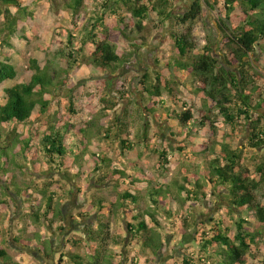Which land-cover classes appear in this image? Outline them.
<instances>
[{
  "label": "trees",
  "instance_id": "obj_1",
  "mask_svg": "<svg viewBox=\"0 0 264 264\" xmlns=\"http://www.w3.org/2000/svg\"><path fill=\"white\" fill-rule=\"evenodd\" d=\"M26 1L35 4L44 0H0V19L8 31L3 39L0 38V86L17 78V68L9 56L12 49L18 48L14 40L29 45L28 31L36 34V14ZM182 2L184 0H106L105 9L117 16L120 25L117 39L114 41L111 37L106 15L97 14L80 47L75 48L76 37L71 34L67 41L69 51L62 50L61 54L75 59L90 45L91 71L112 75L130 62L132 55L128 53L147 45L144 37L135 38L129 31L135 29L142 34L148 21L170 25L177 56L166 63V71L156 70L155 76L146 74L140 82L139 93L144 100V110L150 116L155 115L162 120L165 115L163 120L170 127V136L175 139L176 152L186 157L204 158L202 172L188 173L184 177V182L191 185V189L176 184V195L172 185L157 181L147 172L141 162L143 155H138L137 161L132 162L134 173L131 175L125 169H112L107 153L91 144V126L74 123L77 113L73 102L67 107L69 115L65 121H48L45 128L38 125L36 122L43 123L45 117L50 116L54 88H59L62 83H56L57 74L50 67H42L37 58L29 57L21 49L18 50L20 57L27 61L33 75L29 83L7 85L0 90V181L5 193H12L27 206L35 224L47 225L51 231L64 216L63 211L56 207L59 195L42 190L40 200L32 205V195H28V188L17 183L14 168L41 174L45 159L52 175L44 183L48 189L63 187L69 180L79 181L90 167L93 169L91 176L99 174L98 184L119 179L128 181L129 190L121 195V203H109L105 198L92 201L102 214L108 209L114 214L118 206L124 209L129 238L138 240L144 249L157 254L163 247L160 211L170 216V206L174 202L206 200L209 195L207 178L212 190L222 200L226 213L202 223L203 229L197 230L195 242L205 259L193 256L185 259L183 264H248L249 259L264 264V260H259L264 251V154L259 161L253 162L251 168L246 164L243 150L249 148L264 152V114L259 113L264 109V92L256 79L261 74L253 60L264 52V0H194L185 13L175 14L174 9ZM84 3L85 0H72L68 5L76 19ZM205 7L220 14L217 25L222 35L221 43L230 52L226 65L213 54L211 47H205V53L201 55L195 54L197 45L193 28ZM179 27H185L186 33L180 32ZM179 82L189 84L202 98L204 108L198 117L191 107L182 112L165 109L164 115L158 112L163 108L155 106H160L159 98L165 91L173 93V84ZM108 85L111 89L112 83L108 82ZM119 93L123 94L122 91ZM102 98L105 104L111 105L106 110L116 109L117 103H113L108 94ZM183 104L187 107L186 103ZM214 109L233 129L223 139L216 137L218 126L211 115ZM254 114L258 115L257 119ZM117 123L120 125H116V135L121 137L122 152L135 150L128 124L119 119ZM144 124L148 129L153 123L146 118ZM239 126L248 127L249 138L244 146L230 140ZM195 138L196 141L192 142ZM205 138L208 141L201 143ZM168 157L167 150L159 151V167L165 168L170 164ZM203 175L205 178H201ZM183 193L187 197L181 200ZM146 199L154 209H141V203ZM0 208L18 210L13 201L1 198ZM98 223L97 229L87 224L86 235L82 237L89 244L90 255L62 254L59 264L64 263L66 257L70 259L69 264H112L115 253L111 245L121 246L122 243L113 235L109 222L100 217ZM59 230L63 231V227ZM15 242L29 249L35 246L31 240L23 238ZM6 244L0 228V264H15L4 247ZM68 244L79 246L81 239H71ZM38 246L48 259H52L46 245ZM126 249L124 246L122 252ZM124 256L120 254V257ZM132 263L138 264L135 260Z\"/></svg>",
  "mask_w": 264,
  "mask_h": 264
},
{
  "label": "rangeland",
  "instance_id": "obj_2",
  "mask_svg": "<svg viewBox=\"0 0 264 264\" xmlns=\"http://www.w3.org/2000/svg\"><path fill=\"white\" fill-rule=\"evenodd\" d=\"M105 1L85 0L77 19L74 17L73 11L68 8L72 0H54V2L44 0L35 4L32 1H26L36 14V34L28 31L29 45L14 40L18 48L12 49L9 56L11 63L17 68V78L13 82L4 83L0 86V90L7 85L29 83L31 80L33 71L29 70L27 61L20 57L19 49L25 51L29 57L37 58L42 67H50L57 74L56 83L60 81L62 83L59 88L56 89V86L54 88L55 94L52 96L50 116L45 117L43 123L36 122L38 125L45 128L48 121L55 119L65 121L66 116L69 115L67 107L70 102H73V109L77 113L74 116L76 118L74 123H80L84 127L91 126V144L94 148L98 146L100 151L107 153L112 161V169H125L131 175L134 173L132 162L137 161L138 155H143L141 162L147 172L154 175L157 181L172 185L173 191L177 195L178 186L176 184L186 185L187 189H191L192 186L184 182L185 175L202 172L205 162L204 158L192 155L186 157L176 152L175 139L170 136V127L163 120L165 109L171 108L182 112L191 107L198 117L204 108L202 98L187 83L173 84L174 92L165 91L159 98L160 106L155 105L157 109L163 106L161 110L158 109V112L164 115L161 120L155 115L150 116L144 110V100L139 93L140 82L146 74L155 76L154 71L156 70L166 71V63L177 56L170 25H156L154 22L148 21L142 34L132 28L133 30L129 31L130 36L144 37L147 45L128 53V55H132L130 62L123 64L117 73L112 75L91 71L89 68L90 45L85 47L82 54L78 53L79 55L75 59H69L61 54L62 50L69 51L67 50V41L71 34L76 37L75 48L80 47L86 33L91 30L90 25L95 22L92 19L100 14L106 15L111 37L114 41L117 39L119 35L117 30L120 25L117 16L111 10L105 9ZM193 1L184 0L174 9V13H185ZM219 17L220 14L217 10L212 11L205 7L193 28V38L197 45L195 54L201 55L205 53V47H211L213 54L222 64L226 65V58L230 52L221 43L222 35L217 25ZM178 29L180 32L186 33L185 27ZM7 34L4 21L0 19V38L3 39ZM76 60L78 62H75ZM253 60L261 74L256 79L264 92V52L257 54ZM108 82L112 83L111 89H109ZM120 91L123 94L119 93ZM105 93L109 95V99L113 103H117L114 111L106 110L111 105L103 102L102 96ZM123 95H127V97L123 98ZM183 103H186L187 107ZM259 113L264 114V109ZM211 115L217 122V139H223L224 136L233 132L232 127L225 123L218 110H212ZM146 118L147 121L150 118L153 123L148 129L144 127ZM254 118L257 119L258 115L254 114ZM117 119L128 124L135 150L122 152L121 137L116 135L118 131L116 125H120L117 123ZM247 128L239 126L236 134L231 136L232 143H238L240 146L246 145L249 138ZM108 131L110 135H108ZM239 139H241L240 143ZM191 141L195 142L196 138ZM205 141H208L207 138L203 139L201 143ZM163 150L168 151L170 160V164L165 168L159 167V151ZM243 150L247 157L246 164L251 168L253 162L259 161L261 155L264 154L262 150L255 151L249 148ZM13 171L17 183L23 188L29 189L28 195H32L30 198L32 205L37 204L40 200L41 191L47 190L48 194L53 192L59 195L56 207L64 213L62 221L56 223L54 231H51L47 225L35 224L31 220V211L26 208L27 206H24L22 201L12 193H5V188L2 187L3 182L0 181V198L13 201L14 205L18 207V210L10 208L7 211L0 208L2 239L7 241L4 247L15 264H59L61 255L67 253L81 254L87 257L90 255L89 244L82 237L86 235L87 224L96 229L99 227L100 217L105 222H109L113 235L119 237V241L122 243L121 246L111 245V249L115 253L112 264H133V260L138 264H183L185 259H190L193 256L205 259V256L199 251V245L195 242L198 238L197 230L203 229V226H200L202 223L209 222L226 213L222 200L217 197L218 195L212 190L210 183L203 175L201 178L206 179L209 189L206 200L186 203L174 202L170 206V216L168 213L160 211L159 221L163 227L161 234L163 247L155 254L151 249H144L138 240L129 238L126 232L127 216L124 209L118 206L114 214L110 213L111 209L102 214L92 201L94 198H105L109 203L112 201L117 204L121 203V195L129 190L128 181L119 179L103 185L98 184L99 174L91 176L93 169L90 167L79 181L71 182L69 180L63 187L54 186V188L48 189L44 183L52 175L49 174V165L45 159L41 174L20 167L14 168ZM109 171L111 173L112 170ZM130 189L133 190V188ZM178 197L180 198V196ZM186 197V193H183L180 199L183 200ZM26 199L28 198L26 197ZM151 206L152 203L149 202V199L141 203L142 210L155 208ZM61 227H63V231L59 230ZM19 238L31 240L35 246L32 249L26 248L23 244L15 242ZM71 239H81V244L79 246L68 244ZM38 245H46L49 253L52 254V259H48ZM124 246L127 249L122 252ZM121 253L125 254L123 258L120 257ZM64 259L62 264H69L70 259L67 257ZM259 260H264V251L261 252ZM197 264L200 263L197 262ZM248 264H258V261L249 259Z\"/></svg>",
  "mask_w": 264,
  "mask_h": 264
}]
</instances>
